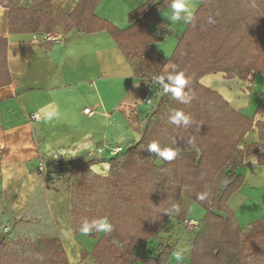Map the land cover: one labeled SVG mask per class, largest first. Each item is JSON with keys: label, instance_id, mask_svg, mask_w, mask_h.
Returning <instances> with one entry per match:
<instances>
[{"label": "trees", "instance_id": "16d2710c", "mask_svg": "<svg viewBox=\"0 0 264 264\" xmlns=\"http://www.w3.org/2000/svg\"><path fill=\"white\" fill-rule=\"evenodd\" d=\"M99 1L81 0L70 16L51 17L34 7L20 8L16 0H0V5L9 10L13 33H39L57 25L89 34L107 31L128 59H139L134 70L137 77L153 80L171 62L170 73L175 66L188 78L185 91L191 97L189 102L181 103L164 93L142 139L110 160L109 176L94 174L90 178L86 173L88 163H48L49 168L72 165L71 218L75 235L81 233L84 221L107 218L111 225L102 236L100 231L90 230L87 236L98 242L82 258L91 256L98 264H166L164 252L169 247L158 258L140 257L136 251L166 233L165 223L175 214L173 205H178L185 193L206 212L192 243L189 264H251L264 260V215L243 229L227 207L243 184V177L236 171L243 166L244 157L264 150V143L251 145L246 151L239 145L254 126L264 141V124L254 125L251 118L200 83L204 76L219 72L228 79L240 80H248L252 72L264 75V0H199L201 6L169 60L152 47L160 39L149 32L148 25L164 2L153 6L156 0H150L130 14L132 25L128 29L119 30L95 16ZM49 2L46 0V4ZM209 16L214 24L207 22ZM6 49L7 41L0 38V87L11 82ZM174 110L189 114L192 123L187 127L170 124L169 115ZM153 141L178 149V155L171 161L156 154L150 158L147 147ZM258 162L264 165V155L259 154ZM103 181L108 183L106 206L98 207L92 201L86 207ZM51 182L47 174V183ZM202 193L205 199H197ZM113 238L121 246L112 244ZM26 243L12 242L15 246ZM46 245L48 255L35 248L21 260L12 251L0 252V264H71L57 240L47 239ZM0 247H8V241H0Z\"/></svg>", "mask_w": 264, "mask_h": 264}, {"label": "crops", "instance_id": "0c3cea01", "mask_svg": "<svg viewBox=\"0 0 264 264\" xmlns=\"http://www.w3.org/2000/svg\"><path fill=\"white\" fill-rule=\"evenodd\" d=\"M149 1L100 0L94 14L126 30L132 25L130 14ZM80 2L16 0L20 8L34 7L51 17L70 16ZM162 2L163 9L149 18L148 25L149 32L160 39L152 47L169 60L188 24L181 21L170 25L166 19L170 0H156L153 6ZM188 2L194 15L201 2ZM48 32L57 35L59 42L43 41ZM0 38L7 41L11 77L10 84L0 87V241L21 236L27 224L37 227L46 218L57 231L70 263L75 264L81 261L83 252H92L97 240L73 233L74 177L67 186L58 180L47 183L48 163H88L89 172L109 176L110 160L142 139L159 100V85L150 77L135 75L139 59H128L107 31L89 34L57 25L39 33H13L9 10L0 5ZM171 65L168 62L160 75L169 74ZM200 83L251 118L254 125L264 124V75L252 72L248 80H240L228 79L219 72L204 76ZM147 94L152 105L142 101ZM86 108L95 115H86ZM34 113H39V120L31 119ZM263 143L254 126L239 149L246 151L251 145ZM259 154L264 155V150ZM259 154L244 157L243 166L236 171L243 177V184L227 203L236 224L243 229L260 220L264 212V165L258 162ZM178 206L180 212L195 219L191 213L197 205L186 194L181 195ZM253 210L260 215L254 221ZM203 218L195 220L201 223ZM105 232L100 231V236Z\"/></svg>", "mask_w": 264, "mask_h": 264}, {"label": "rangeland", "instance_id": "374dc122", "mask_svg": "<svg viewBox=\"0 0 264 264\" xmlns=\"http://www.w3.org/2000/svg\"><path fill=\"white\" fill-rule=\"evenodd\" d=\"M156 88L159 90V94L157 97L158 99H160L162 95L164 94V92L162 91V89H160V87L156 86ZM152 95H153L152 98L155 99L156 90L153 91ZM154 155L155 153L154 154L150 153L149 157L153 158ZM76 164H79V163L77 162ZM72 172H73L72 165H64L60 167L51 165V167L48 169L47 174L48 176H50L52 182H54L55 180H58L67 186L70 184V182L73 179ZM86 173L87 175H89L90 178L94 176V173L89 172L88 170ZM98 186L99 187L95 195L90 197L87 200L88 203L86 202L87 203L86 207L92 201H94V203L98 207L106 206L107 199H108V196H107L108 195L107 194L108 183L107 181H103L99 183ZM259 197L260 195L257 196L258 200H259ZM261 200H264V198L262 197ZM200 208H199V205H197L194 208V210L191 213L192 214L191 216L193 218L197 219V218H203L205 216L206 214L205 210L202 208L200 209ZM251 214H252L251 216L252 221L260 218L258 210H253ZM263 215H264V212H263ZM195 219H192L190 216H187L186 213L184 212L175 211L173 218L167 220L165 223L166 233L161 234L159 236V239L151 240L146 245H142L141 247L137 249L136 253L140 257L158 258L161 252L164 251V248L169 247L170 250L169 251L166 250L164 252V255L168 257L166 264H189L191 250H192V243L198 231V228H200L199 221H196ZM77 223H79V221ZM25 227H26L25 233H23L21 236H14V238H10V237L7 238L6 240L8 241V247H0V252L12 251L18 256L20 260L23 259V257H29L33 253L35 248L39 251H43L45 255H48L46 240L50 238L57 240V242L60 243L61 246L63 247V244L57 235V231L55 230V228H53V225L49 221V219L44 218L43 224H40L37 227L31 224H27ZM7 231L5 230V233ZM16 239H21L23 241H26L27 243L23 245L15 246L12 244V242H14ZM112 244L121 246L120 242L116 240L115 238L112 239ZM180 246L185 247L184 249L185 251H184L182 259L177 261L175 259L174 253L177 250H180ZM85 253H87V251L83 252L82 255ZM111 257L112 259H114L113 254ZM71 261L75 262L74 258H72ZM75 264H98V263L94 259H91V257L89 256L86 258H82L81 261H78ZM136 264H141V263L138 262ZM251 264H264V260L258 263L251 262Z\"/></svg>", "mask_w": 264, "mask_h": 264}, {"label": "clouds", "instance_id": "9594fccd", "mask_svg": "<svg viewBox=\"0 0 264 264\" xmlns=\"http://www.w3.org/2000/svg\"><path fill=\"white\" fill-rule=\"evenodd\" d=\"M170 12L166 19L170 21L171 24L177 22H183L189 24L193 20L192 6L188 0H170ZM209 24H214L215 20L212 16L208 17ZM153 83L159 85L160 89L163 90L165 94H170L173 99L180 101L181 103H188L191 97L188 92L185 91L186 85L188 83V78L182 71H177L175 66H173V71L169 74L159 75L153 77ZM39 118V113L37 114ZM169 123L176 126L187 127L192 123V117L189 114H185L182 110H174L169 115ZM189 144L192 143L191 140L188 141ZM147 151L150 153H155L157 157L171 161L178 155V149H173L171 147H162L158 142L153 141L147 147ZM204 193L198 195L197 199H205ZM179 211L178 205H173L172 211ZM95 229L96 231H109L111 225L109 224L107 218H101L99 220H93L92 222L84 221L80 227V231L84 235H88L90 230ZM184 249L177 250L174 253L175 259L177 261L181 260L184 254Z\"/></svg>", "mask_w": 264, "mask_h": 264}, {"label": "built area", "instance_id": "2783aa9c", "mask_svg": "<svg viewBox=\"0 0 264 264\" xmlns=\"http://www.w3.org/2000/svg\"><path fill=\"white\" fill-rule=\"evenodd\" d=\"M42 40L45 41V42L57 43V42H59V37L57 35L51 33V32H48V33L44 34ZM142 101H143L144 104H147V105H152L153 104V101L151 100V98H149L148 94L144 96ZM84 113L86 115H90V116L95 115V112H93L91 110V108H86L84 110ZM31 119L32 120H39V118H37V114H35V113L31 115ZM39 170L43 171L44 168L40 167Z\"/></svg>", "mask_w": 264, "mask_h": 264}, {"label": "bare ground", "instance_id": "6f19581e", "mask_svg": "<svg viewBox=\"0 0 264 264\" xmlns=\"http://www.w3.org/2000/svg\"><path fill=\"white\" fill-rule=\"evenodd\" d=\"M187 248H188V247H187ZM180 249H185V247H183V246L181 247V246H180Z\"/></svg>", "mask_w": 264, "mask_h": 264}]
</instances>
